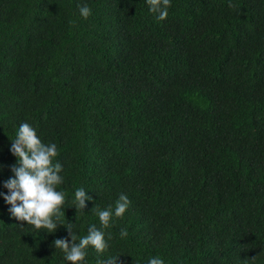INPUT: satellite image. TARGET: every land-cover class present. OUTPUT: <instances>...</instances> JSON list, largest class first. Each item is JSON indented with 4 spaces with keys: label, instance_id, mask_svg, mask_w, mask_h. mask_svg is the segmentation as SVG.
Listing matches in <instances>:
<instances>
[{
    "label": "trees",
    "instance_id": "trees-1",
    "mask_svg": "<svg viewBox=\"0 0 264 264\" xmlns=\"http://www.w3.org/2000/svg\"><path fill=\"white\" fill-rule=\"evenodd\" d=\"M229 3L171 0L158 20L147 0H0V264H71L65 225L4 199L25 122L57 145L69 204L93 198L65 205L78 237L131 201L85 264H264V0Z\"/></svg>",
    "mask_w": 264,
    "mask_h": 264
},
{
    "label": "clouds",
    "instance_id": "clouds-1",
    "mask_svg": "<svg viewBox=\"0 0 264 264\" xmlns=\"http://www.w3.org/2000/svg\"><path fill=\"white\" fill-rule=\"evenodd\" d=\"M150 11L158 13L157 19L164 20L168 16L171 0H147ZM232 8L238 5L229 3ZM80 15L87 19L91 9L83 5L79 9ZM11 152L18 157L17 163L11 166L14 177L4 182V187L9 189L8 194H3L5 201L11 205L9 209L12 216L21 222H27L37 230H47L49 233L57 231L58 226L65 225L71 235L68 239H56L54 245L63 251L65 259L71 264H85L89 247L97 253H104L109 248L108 241L112 239L111 233L104 229L111 227L113 217H122L131 204L126 194H121L115 203L107 209L100 210L96 205L93 210L99 217L100 228L95 224L89 226L87 235L78 237L73 230V223H64V208L69 204L67 194L58 191L57 186L62 184L64 177L61 175L63 165L56 160L59 155L57 145L45 144L37 135L36 130L27 122L20 125L16 138L13 140ZM93 199L85 188L75 190L74 200L69 206H75L78 213L84 210L86 202ZM121 237L127 236V230L122 229ZM119 256H111L100 264H118ZM148 264H165L159 256L150 258Z\"/></svg>",
    "mask_w": 264,
    "mask_h": 264
}]
</instances>
